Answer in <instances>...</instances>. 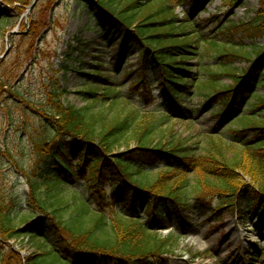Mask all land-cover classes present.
<instances>
[{"label": "trees", "instance_id": "trees-1", "mask_svg": "<svg viewBox=\"0 0 264 264\" xmlns=\"http://www.w3.org/2000/svg\"><path fill=\"white\" fill-rule=\"evenodd\" d=\"M0 1L13 6L7 8V15L10 11L24 12L32 0ZM75 1L88 9V28L98 31L114 24L111 32L121 26L133 36L140 49V71L130 88L138 97L153 103L152 90L158 86L171 116L183 112L188 101L198 99L199 105H206V111L218 118L217 125L236 128L230 129L231 139L206 135L200 145L189 144V136L174 138L173 129L171 138L158 137L160 124L147 120V114L125 98L119 86L88 81L78 91L88 104H65L69 92L60 87L56 72L45 90L47 102L39 107L17 86L12 90V81L2 82L26 103L24 110L36 111L52 136L32 143L45 154L26 171L29 206L23 209L19 206L21 197L13 194L6 198L0 188L1 240L28 239L35 252L24 259L25 264H157L179 240L174 234L161 233L167 217L173 211L184 229L189 225L186 211L191 202L185 198L188 191L210 216L218 218L227 208L241 214L236 203L245 197L247 208L264 221V96H255L252 103L247 96L248 88L255 84V75H259L257 85L264 84V45L255 42L264 36V1L257 17L244 24L245 37L253 42L248 47L215 40L202 42L200 34L193 30L194 24L176 13L179 5L196 0ZM244 1L223 3L229 9ZM52 3L40 0L32 12L29 32L24 35L31 40L25 52L27 61L39 60L41 52L35 54L33 46L48 27L46 11ZM120 42L123 45L125 38ZM199 44L208 61L212 60L209 49L215 48L214 59L243 58L249 66L243 74L238 69L226 70L232 77V84H226L215 72L218 65L189 64V59L200 55ZM3 61L0 60V82L4 77L9 80L7 70L1 72ZM151 65L158 69V80L149 79ZM22 67L18 61L11 68V79L20 74ZM61 68L64 73L68 71V66ZM201 69L206 74H201ZM83 73L102 76L95 68ZM244 103H250L249 112L243 107L239 110ZM132 104L134 107L127 108ZM189 121L196 122L191 115ZM252 130L263 140L255 143L248 139L246 133ZM66 139L72 142L69 150L64 148ZM0 155L16 161L10 149L0 151ZM49 157H53L56 168L47 167L45 159ZM157 166L160 168L156 172L150 171ZM73 178L81 182L79 188L70 187L68 180ZM139 204L146 205L144 211L139 210ZM38 216L49 223L54 244L31 230ZM198 257L193 254L191 260ZM22 261L14 249L0 256V264Z\"/></svg>", "mask_w": 264, "mask_h": 264}, {"label": "rangeland", "instance_id": "rangeland-1", "mask_svg": "<svg viewBox=\"0 0 264 264\" xmlns=\"http://www.w3.org/2000/svg\"><path fill=\"white\" fill-rule=\"evenodd\" d=\"M51 1L53 3L46 11L48 27L33 46L35 54L41 52L39 60L27 61L25 52L31 47V40L24 35H14L11 53L3 61L1 72L7 70L9 80L4 77L0 82V151L10 149L16 158V161H13L0 155V188L6 198L14 194L16 197H21L20 207L26 209L29 206L26 171L35 166L39 158L45 154L40 149H35L32 143L49 138L52 132L39 119L35 110H24L27 108L26 103L15 97L13 91L9 92L7 86H2V82L12 81V90L17 86L26 97L33 98L35 106L39 107L47 102L45 90L47 85H51L50 76L56 72L60 87L66 88L69 92L64 99L65 104L69 102L76 106L87 105V100H83L78 91L88 81L101 85L112 84L119 86L121 94L136 104L142 114H147V120L160 124L158 137L171 138L170 132L173 129L174 138L189 136L192 139L189 144L200 145L199 141L206 135H214L222 139L232 138L233 133L230 129H235L236 126L228 127L224 123L217 125L218 118L211 111H206V105H199L198 99L188 101L183 112L171 116V111L161 100V90L158 86L152 90L153 103L150 104L138 97L130 88V84L135 81L140 71L138 67L140 49L135 45L133 36L125 32L121 26L111 32L110 30L115 27L114 24L94 31L88 28L90 17L87 8L80 7L75 0ZM262 1L264 0H246L229 9L224 5L223 0L188 1L179 5L176 13L194 24L193 30L196 31L195 34H200L202 42L215 40L219 44H241L248 47L253 42L245 37L243 27L257 17ZM7 7V4L0 1V12ZM23 11L0 14V55L6 49L5 38L9 31L14 29L25 31V23L30 26L34 13L28 20L21 21L25 14V10ZM122 38H125L123 45L120 42ZM255 42L264 45V36H259ZM200 49V55L195 59H189V64L194 67L199 63L201 66L218 65L214 67L215 72L226 84H232V77L226 70L238 69V73L243 74L249 66V61L243 58L232 57L229 61L214 59L217 53L215 48L209 49L212 60L208 61L209 59L202 56L206 51H202L201 45ZM145 60L147 61V58ZM18 61L23 67L20 69V74L11 79L9 75L11 68L15 67ZM61 66H68V71L64 73ZM93 68L100 70L102 76L83 73ZM148 74L152 81L159 79L158 69L153 65ZM201 74H206V70L201 69ZM258 78L259 75H255V84L248 88L247 96L251 97L250 103L255 101V96H264V84L257 85ZM250 103L240 105L239 110L243 107V110L249 112ZM133 104L128 105L127 108L134 107ZM161 108H164V111ZM218 109L216 108L215 112ZM190 115L196 120L193 124H189ZM246 134V137L255 143L263 140V136L255 135L257 131H248ZM63 143L64 148L69 150L72 142L66 139ZM45 160L47 167L56 168L53 157ZM159 168L157 166L150 171L154 173ZM68 183L71 188H79L82 185L76 178L69 179ZM185 198L191 202L190 208L186 211L189 225L184 229L173 211L167 217L161 233L174 234L179 240L172 251L159 259L157 264H264V221L258 219L252 209L247 208V204L244 203L245 197H241L236 203L243 211L241 214L227 208L222 211L219 218L210 216L208 209L198 205L190 191L186 192ZM214 201V204L218 202L217 199ZM145 206L139 204V210L144 211ZM171 208L173 210V206ZM31 230L46 236L50 244L55 243L49 223L42 221L41 216L33 220ZM229 236L231 245L226 242ZM9 249L20 253L23 261L19 264H25L24 259L35 252L34 245L29 243L28 239L24 242L22 238L5 242L0 238V256ZM193 254H199L200 257L192 261ZM149 264L153 263L150 261Z\"/></svg>", "mask_w": 264, "mask_h": 264}, {"label": "water", "instance_id": "water-1", "mask_svg": "<svg viewBox=\"0 0 264 264\" xmlns=\"http://www.w3.org/2000/svg\"><path fill=\"white\" fill-rule=\"evenodd\" d=\"M39 1H40V0H32V1H31V4H30L29 6L26 7V12H25V14L22 16L21 21H22L23 19L28 20L29 16L32 14L33 10L35 9V7L37 6V4H38ZM7 8H9V6H8ZM7 8L4 9V10H2V11L0 12V14H1V15L4 14V13L6 12ZM26 25H27V30H25V31H23V32L19 31L18 29H14V30L9 31V32L6 34V39H5V42H6V49H5V52H4L2 55H0V60H4V59L9 55V53H10V51H11V49H12L11 35H15V34H19V35H20V34H22V35H23V34H28V32H29L28 24L26 23Z\"/></svg>", "mask_w": 264, "mask_h": 264}, {"label": "bare ground", "instance_id": "bare-ground-1", "mask_svg": "<svg viewBox=\"0 0 264 264\" xmlns=\"http://www.w3.org/2000/svg\"><path fill=\"white\" fill-rule=\"evenodd\" d=\"M226 242H227L229 245L232 244V241H231V237H230V236L227 238Z\"/></svg>", "mask_w": 264, "mask_h": 264}]
</instances>
